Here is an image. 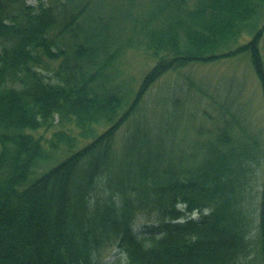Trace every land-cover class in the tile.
<instances>
[{"label": "trees", "instance_id": "trees-1", "mask_svg": "<svg viewBox=\"0 0 264 264\" xmlns=\"http://www.w3.org/2000/svg\"><path fill=\"white\" fill-rule=\"evenodd\" d=\"M153 2L114 22L96 0H0V264H104L114 247L126 264H264V138L227 103L232 120L177 148L145 109L167 73L240 54L264 106V0ZM138 49L154 61L126 78Z\"/></svg>", "mask_w": 264, "mask_h": 264}, {"label": "rangeland", "instance_id": "rangeland-1", "mask_svg": "<svg viewBox=\"0 0 264 264\" xmlns=\"http://www.w3.org/2000/svg\"><path fill=\"white\" fill-rule=\"evenodd\" d=\"M33 1L28 0L30 3ZM136 2L154 3L153 0ZM96 5H104L107 10L113 11L114 22H117L116 9L119 14L123 6L132 5V0H96ZM151 9H147V12ZM124 33L127 34V31ZM151 61H154L152 57L140 49L136 52L130 51L122 61L121 67L125 69L123 76H133L138 80L146 72ZM258 84L247 54L219 59L208 64L191 63L167 73L154 84L146 94L145 109H150L147 110V116L152 118V123L157 121V117H160L157 123L163 118L164 125H167L168 121L171 122L175 131V135H171L175 137L174 144L177 148L189 149L193 137L197 135L190 127L204 125L213 128L218 124L221 115L232 120V115L222 106L227 103H231L233 112L239 111L246 117L244 122L250 134L256 133L264 138V106ZM127 125L121 129L123 134L128 129ZM178 127L182 129L178 131ZM41 132L48 137L53 131L41 129ZM232 134L240 139L245 132L239 124H235ZM117 139L119 143L122 136L119 135ZM149 221L152 220L147 216L140 217L136 222V229L141 230L144 225L150 224ZM103 258L104 264H126V255L116 247Z\"/></svg>", "mask_w": 264, "mask_h": 264}]
</instances>
